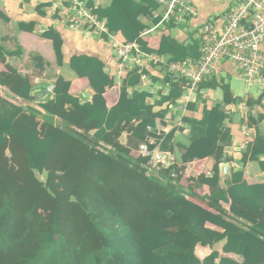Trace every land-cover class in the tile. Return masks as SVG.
Wrapping results in <instances>:
<instances>
[{
  "label": "trees",
  "instance_id": "16d2710c",
  "mask_svg": "<svg viewBox=\"0 0 264 264\" xmlns=\"http://www.w3.org/2000/svg\"><path fill=\"white\" fill-rule=\"evenodd\" d=\"M155 8L154 0H112L95 13L106 19L111 33L140 42L144 26L138 19ZM43 37L52 41L61 66L60 36L50 30ZM157 54H170L173 61L199 57L198 45L183 48L168 38L161 39ZM0 63L5 68L0 73V264H264V183L248 185L237 171L226 188L220 186L218 165L231 144L225 107L237 102L227 84L200 85L221 89L222 103L203 109L199 121L184 119L190 145L178 146L180 165L147 175L149 159L133 157L131 150L146 141L147 127L164 114L145 104L147 94L128 97L126 88L139 82L136 70L128 71L118 102L107 110L103 95L113 81L104 64L73 56L69 67L88 80L91 103L80 104L69 95L70 83L59 77L51 100L45 95L34 100L42 114L9 101H30L34 89L6 64L1 48ZM172 86L168 101L178 97L179 85ZM262 119L258 115L248 121L256 126ZM124 131L129 134L125 146L119 142ZM172 137L166 136L162 149ZM262 153L264 141L257 131L241 164L258 161ZM208 157L215 159L212 176L188 178L184 188L185 165ZM259 165L264 170V163ZM43 173L44 182L37 178ZM204 187L208 194L195 193ZM221 203L229 204V210ZM222 241L223 253L241 262L216 251L203 260L195 255L197 245L212 248Z\"/></svg>",
  "mask_w": 264,
  "mask_h": 264
},
{
  "label": "crops",
  "instance_id": "0c3cea01",
  "mask_svg": "<svg viewBox=\"0 0 264 264\" xmlns=\"http://www.w3.org/2000/svg\"><path fill=\"white\" fill-rule=\"evenodd\" d=\"M82 1L97 17L98 15L95 11L108 8L112 2V0ZM154 2L156 8L153 9L151 15L142 16L138 19L144 26V29L139 34L138 40L141 43H144L145 46L143 47L138 41L134 42L138 44L139 50L142 54L159 56L166 62H178L173 61L170 54H157L161 39L168 38L173 40L183 48L193 46L194 44L196 47L198 45L199 54L200 43L198 37L201 26L211 19H219L224 12L234 6L235 0H193L198 11V17L188 24L178 26L159 23L162 15V8L159 6L158 0H154ZM63 3L64 2H60V0H0V48L5 56V62L22 78H28L30 85H32L34 89L30 101L15 97L9 98V95H7V97L9 101L13 102L15 105L29 107L32 110L39 111L43 114V111L38 108L37 103L34 100L40 97L42 99L43 95L46 94L45 90L49 86H52L53 91L48 98L51 100L54 97L55 82L61 77L64 81L70 83L69 95L78 99L80 104L91 103L93 91L89 86L88 80L86 78H79L69 67L71 57L88 56L101 61L104 64V72L113 81V85L106 88L103 95L105 106L107 110H109L118 102L120 89L128 72L121 70L114 57L112 41L108 37H91L87 36L81 29L68 27L66 20L70 18L71 13H65L60 7L56 9L54 15L51 16L48 14L49 8H52L54 5H62ZM64 5L67 4L65 3ZM101 20L106 21L104 18ZM151 29H154L152 33L142 35L143 32ZM50 30L56 32L62 40L61 66L57 65L52 41L43 37V34ZM111 34L115 36L117 41L126 42L120 33ZM260 49L264 52V42L261 44ZM191 55L192 54L188 55L185 59H196ZM179 61H181V58ZM144 63V72L151 77L152 85L159 84L162 87V90L167 92L168 96L163 95L160 100H157L155 96H151L153 105H148L146 99L149 98L150 95L146 90L149 87L154 89H156V87H153L152 85L140 86L138 82L135 86H128L126 88L128 97H131L134 92L147 94L145 104L152 108L153 113H162L165 115L167 110L166 103L168 102L167 98H169L173 86L170 84L167 85L165 81L162 80L164 73L158 66H154L152 62L145 61ZM3 71H5L4 65L0 63V73ZM137 75L139 76L138 72ZM232 78L236 79L233 67L231 63L225 61L221 63L218 74L212 78H208L203 82V85L211 82L218 84L223 81L230 88L229 81ZM178 92L176 90V93L179 96L182 93L180 85ZM230 92L237 102L225 107V113L228 118L224 122V127L230 131L231 144L224 148L223 159L218 165L220 186L226 188V182L230 181L231 175L237 171L242 173V179L248 185L263 184L264 170H262L259 163L263 162L262 157L264 156V153L258 157V161H247L244 165L241 164V157L245 152L246 147L253 143L257 131L264 141V92H259V94L254 97H246L244 99L235 96L231 91V88ZM160 94L161 91H157V96ZM222 99L223 93L221 89L199 87L198 93L192 97V101L187 105L184 111L176 110L173 112V120L168 124L167 131L163 135L162 141L157 145L158 150L162 153H168L173 158L175 164L180 165L181 151L178 146L187 147L190 145V126L184 121V119L199 121L202 118L203 109L210 110L217 104L220 105ZM258 115H262L263 119L256 126H250L248 120L250 118L256 119ZM162 120L163 117L157 116L154 119V124L151 128L156 129L159 125L164 126L165 123H163ZM55 123L59 124L60 120L55 118ZM93 133L94 131H91L89 136L91 137ZM169 133H172L173 137L166 145V148L162 149L165 144V138ZM128 136L129 134L126 131L122 133L119 138L121 145H126ZM151 138L156 139V143H158L157 137L152 133H149L145 140L147 141ZM99 145L100 148L108 147L103 143H99ZM153 148L154 146H152V149ZM134 150L135 149L131 151L133 152ZM214 164L215 159L213 157H208L203 160H195L185 165V171L183 172L185 179L183 180L184 188L186 185H190L186 182L188 178H197L201 174L212 176L211 173ZM221 164H225L229 167L228 174L225 177H222L220 174ZM152 171L156 174V170H147V175ZM195 193L202 197L204 194H208V188L204 187L202 191L196 189ZM189 199L206 208V205L197 199ZM221 205L225 210H229V204L221 203ZM206 227L211 230L221 231L209 223L206 224ZM224 245L225 241L215 244L212 248L197 245L195 248V255L198 259L203 260L210 255L212 251H216L219 253L220 257L230 258L237 262L242 261L241 257L234 254H224L222 251Z\"/></svg>",
  "mask_w": 264,
  "mask_h": 264
},
{
  "label": "built area",
  "instance_id": "2783aa9c",
  "mask_svg": "<svg viewBox=\"0 0 264 264\" xmlns=\"http://www.w3.org/2000/svg\"><path fill=\"white\" fill-rule=\"evenodd\" d=\"M62 5H54L48 9L49 15H54L58 7L65 13H71L66 20L68 27L81 29L87 36L108 37L112 41L114 57L121 70L128 72L136 70L140 76L139 85H152V79L144 72L145 61L152 62L164 73L163 81L167 85L176 83L181 86V94L167 104L166 114L162 122L153 129L147 127L156 139H148L141 143L132 152L133 157L148 158L147 170L168 168L175 162L168 153L158 150L167 131L168 124L173 120V112L184 111L199 90L200 85L208 78L218 74L221 63H231L236 79L245 82L249 87H257L260 93L264 92V52L260 49L264 42V0H235L234 6L224 12L219 19H211L204 23L199 30V57L187 58L178 62H166L159 56L142 54L137 43L119 42L107 28L106 21L99 19L87 8L82 0H60ZM67 5H64V4ZM162 8L161 24L184 25L198 17V11L193 0H158ZM154 29L147 30L142 35L152 33ZM146 91L150 95L146 99L148 105H153L151 96L160 100L161 96H168L159 84L152 85ZM2 94V89L0 88ZM183 90V91H182ZM53 87L45 90V98L52 94ZM157 91L161 94L157 96ZM154 146V148H150ZM264 162V156L262 157ZM229 167L220 165V174L225 177ZM209 175V174H207Z\"/></svg>",
  "mask_w": 264,
  "mask_h": 264
},
{
  "label": "rangeland",
  "instance_id": "374dc122",
  "mask_svg": "<svg viewBox=\"0 0 264 264\" xmlns=\"http://www.w3.org/2000/svg\"><path fill=\"white\" fill-rule=\"evenodd\" d=\"M231 91L240 99H244L246 97H254L259 94V89L257 87H249L245 82L239 81L235 78H232L230 81ZM37 178L44 182L45 174H37Z\"/></svg>",
  "mask_w": 264,
  "mask_h": 264
}]
</instances>
